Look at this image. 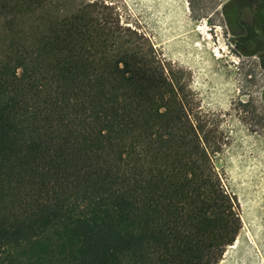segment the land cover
<instances>
[{
  "label": "trees",
  "instance_id": "1",
  "mask_svg": "<svg viewBox=\"0 0 264 264\" xmlns=\"http://www.w3.org/2000/svg\"><path fill=\"white\" fill-rule=\"evenodd\" d=\"M68 1L0 0V264H219L223 133L143 34Z\"/></svg>",
  "mask_w": 264,
  "mask_h": 264
},
{
  "label": "rangeland",
  "instance_id": "2",
  "mask_svg": "<svg viewBox=\"0 0 264 264\" xmlns=\"http://www.w3.org/2000/svg\"><path fill=\"white\" fill-rule=\"evenodd\" d=\"M88 2L110 6L122 25L143 34L193 93V108L219 127L216 166L241 217L219 264H264V70L227 25V1L69 0L61 12Z\"/></svg>",
  "mask_w": 264,
  "mask_h": 264
},
{
  "label": "flooded vegetation",
  "instance_id": "3",
  "mask_svg": "<svg viewBox=\"0 0 264 264\" xmlns=\"http://www.w3.org/2000/svg\"><path fill=\"white\" fill-rule=\"evenodd\" d=\"M225 1V19L236 41L246 49V56L256 58L264 70V0Z\"/></svg>",
  "mask_w": 264,
  "mask_h": 264
}]
</instances>
